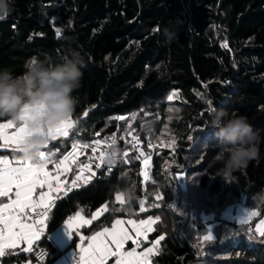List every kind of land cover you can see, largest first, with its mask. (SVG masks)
I'll return each instance as SVG.
<instances>
[{
  "label": "trees",
  "instance_id": "obj_1",
  "mask_svg": "<svg viewBox=\"0 0 264 264\" xmlns=\"http://www.w3.org/2000/svg\"><path fill=\"white\" fill-rule=\"evenodd\" d=\"M11 3V15L0 20V70L19 76L33 57L54 61L69 48L85 62L73 92L75 126L69 137L43 150L58 151L61 158L73 144H89L79 149L84 156L73 165L70 180L87 159L96 168L105 150L101 145L93 153L96 141L115 136L121 150L111 172L98 169L89 185L59 196L46 233L77 211L91 219L107 205L104 216L81 234L90 237L115 219L152 218L145 245L165 237L152 264H264V237L256 233L264 219V142L246 168L223 177L218 175L222 165L214 162L217 142L207 126L210 100L211 108L245 117L264 141V0ZM165 29L177 31L179 39L166 45ZM130 133L151 156L147 181L140 176L142 156L124 141ZM173 138L174 148L169 146ZM0 156L18 154L0 150ZM129 189L131 200L125 195ZM118 192L127 201L122 207ZM238 206L258 215L241 225L226 216ZM209 230L214 240L203 241ZM77 242L78 236L69 248ZM40 243L49 249L47 264H52L62 252L46 238ZM0 259L2 264L19 260Z\"/></svg>",
  "mask_w": 264,
  "mask_h": 264
},
{
  "label": "snow or ice",
  "instance_id": "obj_2",
  "mask_svg": "<svg viewBox=\"0 0 264 264\" xmlns=\"http://www.w3.org/2000/svg\"><path fill=\"white\" fill-rule=\"evenodd\" d=\"M60 34V30L57 29V35ZM173 95L175 93L169 95L167 100L171 101ZM207 103L209 109H211V101L209 100ZM169 111H172V109L170 108ZM84 115L86 116L87 113ZM21 119H24V117L22 116ZM117 119L123 120L125 118L117 117ZM74 126L75 121L69 118L56 129L50 130L51 141H55L59 137H69L70 130ZM29 134V130L22 124L18 125L11 120L0 122V141L3 142V146L11 147L14 153H19L24 138ZM111 143H117L115 136L105 137L103 141H96V146L93 147L92 151L95 153L101 148V145L106 149ZM169 146L174 148V138ZM81 147L87 149L89 144H73L72 150L66 152L58 160L53 159L56 155L55 152L42 150L39 160L35 163L26 162L19 158L13 162L6 156H0V256H4L7 249L18 248L22 244L27 247L22 248L21 251L33 252V246L46 232L52 202L60 198L54 196L55 187L58 184L69 183L67 180H62L61 177L72 171V165L77 163L81 154L79 151ZM47 148L48 145L44 149ZM124 155L126 156L127 152ZM140 156L144 157V163L147 164L149 157L145 156L143 151L140 152ZM98 159L101 163L104 162L105 150L99 152ZM50 163L54 165L52 170L48 169ZM99 167L100 163H97L96 168ZM90 170L91 159L88 164L81 162L79 172L75 175L67 190L70 191L74 187H79L78 181L87 183L92 177L85 176L84 173ZM144 175L147 177L146 172ZM92 176H95V172H92ZM115 199L121 207L127 202L123 194L119 192L116 194ZM107 210V205H105L102 209L97 210L90 220L85 219L81 211H77L75 215L69 216L65 222L64 227L69 234V238L74 233L79 237L80 255L78 264H107L112 257H115V264H149V257L154 255L155 245L165 239L163 235L155 241L153 247H148L143 252L138 253L136 248L131 251H125L124 249L126 242L129 240H132V243L139 247V240L133 238L132 232L136 234L137 238L144 237L145 240L147 239V233L153 230L152 225L155 223L152 218L142 219L139 222L115 219L111 228L104 227L102 231H97L90 237H86L78 231L81 225H90L92 221L97 220ZM145 210L144 201H140V211ZM257 215L256 211L245 213L239 223L245 225L252 217ZM126 225H130L131 228ZM256 233L260 237H264V219H261L256 226ZM85 240H87L86 245ZM202 240L206 242L214 240L210 230L203 235Z\"/></svg>",
  "mask_w": 264,
  "mask_h": 264
},
{
  "label": "clouds",
  "instance_id": "obj_3",
  "mask_svg": "<svg viewBox=\"0 0 264 264\" xmlns=\"http://www.w3.org/2000/svg\"><path fill=\"white\" fill-rule=\"evenodd\" d=\"M12 11L11 0H0V20ZM164 36L166 45L179 39V33L171 29H165ZM84 67L83 57L69 48L54 61L33 57L19 76L0 70V118L22 124L30 132L20 146L19 159L37 162L41 151L51 142L50 130L72 117L76 104L73 92L80 85ZM207 126L217 142L219 151L214 162L222 165L218 175L223 177L246 168L258 156L259 145L264 142L245 117L222 108L209 109ZM120 155L118 144L111 143L105 149V162L112 165ZM125 195L129 200L134 198L131 189ZM35 255L36 264H44L42 253L38 251Z\"/></svg>",
  "mask_w": 264,
  "mask_h": 264
},
{
  "label": "crops",
  "instance_id": "obj_4",
  "mask_svg": "<svg viewBox=\"0 0 264 264\" xmlns=\"http://www.w3.org/2000/svg\"><path fill=\"white\" fill-rule=\"evenodd\" d=\"M48 146H49V144H48ZM0 150L13 152L11 150V147H5V146H3V142L2 141H0ZM45 151H48V150H45ZM79 151H80V153L82 152L81 150H79ZM52 152H55L56 153V155L53 157V159L54 160H58L59 158H57V156H58L59 152L58 151H52ZM16 154H18V153H16ZM83 156L84 155L81 153L79 157H83ZM7 158L10 161H13L14 162L18 158V156H7ZM89 161H90V159H87L86 160V164H88ZM148 166H149L148 164H144L142 162V170L144 168L146 169L147 175H148V179H149L150 172H149ZM53 167H54V165L51 164V163L48 165V169L49 170H52ZM72 167H73V165H72ZM142 170H141V172H142ZM97 171H99L98 168H94L93 164H91V170L89 172L84 173V175L85 176H91L92 177L91 179H94L95 176L98 173ZM92 172H95V176H92ZM70 174H71V172H69L65 176H62L61 177L62 180H67L69 183L68 184H58V185H56L54 196H58V197L60 196V197H62L65 194L66 191H69L67 189L69 188V185L71 184V181H72V180L69 179ZM77 183L79 185V187H77V189L80 188L82 185L85 184L83 181H78ZM38 191H40V190L38 189ZM4 199H5V202H7L6 198H4ZM103 207H101V208H103ZM107 209H108V207H107ZM107 211H105L97 220H94L92 222H95V221H98L99 219H101ZM73 215H75V214H72V216ZM123 220L127 221V220H130V219H123ZM64 224L60 228H58L57 230H55L52 233H46L45 232V234L41 237V239L39 241H37L36 244L33 246V251L36 248V246L39 244V242H41V240H43L44 238H46L53 245V247H55L56 249H58V251L60 253L62 252L52 262V264H78V258H79V255H80V253H79L80 241L77 242L76 244H74L71 248H69L70 245L73 242V239L76 237V235L74 233L73 236L71 238H69V234L66 232L65 227H64ZM87 226H89V225H81V227L78 229V231L81 233L83 231V229L85 227H87ZM126 226L129 227V228H131L130 225H126ZM153 226H154V224L152 225V227ZM109 228H111V226ZM151 232L152 231H150V232L147 233V239L146 240L144 239V237L137 238L136 237V234L134 232H132L131 235L133 236V238L139 240V247H137L135 244H133L132 243V240H129V241L126 242L125 249L124 250L125 251H131L133 248H136V251L138 253H140V252H143L148 247H153V245L155 244V241L158 240V239H156L149 246H146L145 245V243H148L149 242V235L151 234ZM161 242L162 241H160V243L158 245H155V247H154V255L157 254L158 248L160 247ZM86 244H87V241H85V245ZM25 247H27V246L24 245V244H22L18 248L7 249L6 250V254L4 256H0V258L11 257L12 256V257H16V259H19V260L13 261L10 264H14V263H17V264H36V261L33 258V252H23V251H21V249L22 248H25ZM67 248H69V249H67ZM154 255H152V256H154ZM152 256L149 257V264H152V261H151V257ZM21 257H25V260L21 259ZM47 261L48 260L44 261V264H47ZM107 264H115V257L110 258L109 261L107 262Z\"/></svg>",
  "mask_w": 264,
  "mask_h": 264
},
{
  "label": "built area",
  "instance_id": "obj_5",
  "mask_svg": "<svg viewBox=\"0 0 264 264\" xmlns=\"http://www.w3.org/2000/svg\"><path fill=\"white\" fill-rule=\"evenodd\" d=\"M133 137H135V139H133ZM124 141L125 142H128L130 145H131V147L133 148V150L134 151H136V152H138V153H140L141 151H142V145H141V140H140V137L138 136V135H134V134H128L125 138H124ZM147 157H149V159H148V163H150V161H151V156H147ZM98 163H100V167L98 168L100 171L101 170H106V171H108V172H111L112 170H113V167H112V165H109V164H107L106 162H105V160H104V162L103 163H101L100 162V160L98 159ZM143 163H144V157H143ZM145 164V163H144ZM144 173H142L140 176H141V178L144 180V181H147L148 180V175H147V177H145L144 175H143ZM144 176V177H143ZM93 181V179H90L87 183H86V185H89L91 182ZM77 189V187H74L72 190H76ZM71 190V191H72ZM71 191H66L65 192V194H68V193H70ZM64 194V195H65ZM63 195V196H64ZM62 196V197H63ZM56 202H57V199H55L53 202H52V207L56 204ZM51 207V208H52ZM69 216H72V215H69ZM68 216V217H69ZM68 217H67V219H68ZM41 252L42 253V256H41V259L43 260V261H46V260H48L49 259V257H50V251H49V249L47 248V247H45V246H42L41 245V243L39 242V244L36 246V248L34 249V251H33V258H34V260L36 261V253L37 252ZM0 264H2V262H1V259H0ZM14 264H17V263H14Z\"/></svg>",
  "mask_w": 264,
  "mask_h": 264
},
{
  "label": "rangeland",
  "instance_id": "obj_6",
  "mask_svg": "<svg viewBox=\"0 0 264 264\" xmlns=\"http://www.w3.org/2000/svg\"><path fill=\"white\" fill-rule=\"evenodd\" d=\"M142 159H143V157H142ZM143 161V160H142ZM147 164H148V162H147ZM149 165V164H148ZM147 173V171H146V169L144 168L143 170H142V172H141V174L142 173ZM144 175V174H143ZM142 176V175H141ZM145 176V175H144ZM143 176V177H144ZM102 209V208H101ZM248 212H250L249 210H247V209H244V208H242L241 206H238L237 208H235V209H231L230 211H228L227 213H226V216H229L231 219H236V220H240L241 218H243L244 217V215H245V213H248ZM104 213V212H103ZM253 218V217H252ZM251 218V219H252ZM251 220H249V222H250Z\"/></svg>",
  "mask_w": 264,
  "mask_h": 264
}]
</instances>
